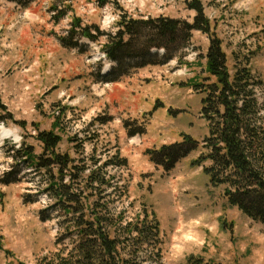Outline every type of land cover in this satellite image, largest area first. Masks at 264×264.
Wrapping results in <instances>:
<instances>
[{
  "label": "rangeland",
  "instance_id": "1",
  "mask_svg": "<svg viewBox=\"0 0 264 264\" xmlns=\"http://www.w3.org/2000/svg\"><path fill=\"white\" fill-rule=\"evenodd\" d=\"M190 1L35 0L21 7L0 0V264H36L70 245L71 213L51 207L45 171L15 152L22 144L41 153L37 129L58 134L56 150L79 167L103 164L117 187L112 206L123 207L126 220L154 211L159 255L147 245L140 264H264V223L229 205L222 186H212L203 173L206 163L194 162L206 152L208 128L202 94L190 84L207 75V34L193 29L166 46L139 37L116 53L124 56L130 47L142 58L102 57L104 46L115 42L120 16L192 23ZM198 1L230 72L237 57L262 81L257 98L264 112V0ZM60 11L66 14L55 20ZM73 17L104 34L64 46L60 37ZM108 62L114 65L104 74ZM183 134L196 141L186 156L167 163L169 169L151 160L152 151L182 141Z\"/></svg>",
  "mask_w": 264,
  "mask_h": 264
},
{
  "label": "trees",
  "instance_id": "2",
  "mask_svg": "<svg viewBox=\"0 0 264 264\" xmlns=\"http://www.w3.org/2000/svg\"><path fill=\"white\" fill-rule=\"evenodd\" d=\"M6 1L25 7L35 0ZM190 6L196 10L192 23L170 17L120 16L115 42L105 45L104 51L108 58L120 63L123 58H142L138 56L142 53H134L130 47L122 49L124 56L116 53L133 39L144 37L150 40V46H166L183 41L185 34L193 29L207 34L209 45L203 55L207 75L200 82L190 84L202 94L200 113L208 128V136L203 140L206 152L194 162L206 163L202 165L203 173L212 186H222L229 205L264 223V112L257 98L262 81L252 73L247 60L237 57L230 72L222 41L211 31L201 3L191 0ZM62 14L66 12L60 11L53 18L57 20ZM67 33L60 40L70 48L80 45V37L95 41L104 34L98 25L83 24L78 17H73ZM125 35L128 36L125 42L118 39ZM36 139L42 150L38 155L22 144L15 152L28 164L45 171L47 190L54 198L51 207H60L65 214L72 215L67 234L70 245L43 256L36 264H140L141 252L147 251V245L152 247L151 255H159V223L154 211L138 212L134 219L126 220L124 208L115 210L112 206L110 198L117 187L103 164L83 163L79 167L74 157L56 150L61 137L52 130L37 129ZM181 140L155 149L149 154L151 160L168 168L167 163L186 156L196 145L190 135L183 134ZM183 144H186L184 148ZM66 176L68 180L64 181ZM200 260L193 264H201Z\"/></svg>",
  "mask_w": 264,
  "mask_h": 264
},
{
  "label": "bare ground",
  "instance_id": "3",
  "mask_svg": "<svg viewBox=\"0 0 264 264\" xmlns=\"http://www.w3.org/2000/svg\"><path fill=\"white\" fill-rule=\"evenodd\" d=\"M112 65H114V64H111V63H109V62L106 63L105 68H104V70H103V73L105 74V73L110 72L111 69H112ZM3 131H7V130L3 129Z\"/></svg>",
  "mask_w": 264,
  "mask_h": 264
}]
</instances>
